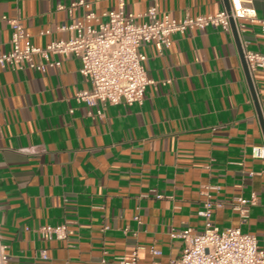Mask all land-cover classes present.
<instances>
[{"label":"crops","instance_id":"obj_1","mask_svg":"<svg viewBox=\"0 0 264 264\" xmlns=\"http://www.w3.org/2000/svg\"><path fill=\"white\" fill-rule=\"evenodd\" d=\"M72 1L0 0V52L12 48L3 16L18 18L36 46L70 38L60 28L86 12H70ZM246 1L264 20V0ZM151 6L178 21L226 8L224 0H126L127 12ZM93 7L101 14L116 1ZM240 21L242 47L264 53L261 24ZM140 49L155 83L143 104L108 105L102 116L75 98L91 84L74 55L57 56L61 65L45 72L0 66V233L9 264H123L134 252L136 264H169L184 246L172 234L203 230L208 191L221 204L215 223L256 235L264 250V158L253 156L264 131L233 32L192 30L162 51ZM251 75L264 118V69ZM252 193L258 202L242 223L233 201ZM59 224L65 239L42 233Z\"/></svg>","mask_w":264,"mask_h":264},{"label":"built area","instance_id":"obj_2","mask_svg":"<svg viewBox=\"0 0 264 264\" xmlns=\"http://www.w3.org/2000/svg\"><path fill=\"white\" fill-rule=\"evenodd\" d=\"M100 1L103 0H94ZM115 1V8L101 14L95 12L91 0L72 1L67 6L70 12L78 7L86 10L81 20L60 28L73 32V35L68 39H52L44 47L32 43L30 34L18 18L3 16L12 29V48L0 52V66L45 72L48 68L61 65L57 56L74 55L81 60L80 71L91 84L90 88L79 90L75 98L89 106H99L98 115L102 116L108 105L143 104L147 87L155 83L147 74L144 65L146 55L140 49L142 45L153 43L162 51L172 45L175 34L203 31L210 27L232 32V20L240 35L245 30V24L240 21L242 19L258 21L264 33V20L258 17L256 8L246 0H229V10L224 8L214 14L187 16L181 21L168 13L159 12L155 6L144 13L127 12L126 0ZM45 33L50 34L51 30ZM243 50L250 72L264 69V53ZM253 156L264 158V146H254ZM211 188L219 189L218 186ZM257 202L256 193L249 198L237 197L233 201V208L239 212L242 223L249 218L251 208ZM219 207L221 204L212 199L211 192H206V199L199 211L204 219L203 230L187 227L173 233V236L182 238L184 246L181 255L169 264H264V250L260 248L256 235L242 231L241 227L221 229L215 223L213 214ZM42 233L49 239L62 240L67 237V226L47 225ZM8 249L9 245L3 242L0 233V264H9L11 254ZM153 252L157 253L156 250ZM41 255L48 257L45 251ZM121 262L136 264L137 252H134L131 260L122 258Z\"/></svg>","mask_w":264,"mask_h":264},{"label":"water","instance_id":"obj_3","mask_svg":"<svg viewBox=\"0 0 264 264\" xmlns=\"http://www.w3.org/2000/svg\"><path fill=\"white\" fill-rule=\"evenodd\" d=\"M224 1H225L226 9L229 10L230 9L229 0H224ZM231 26H232V32L234 34L236 43H237L238 48H239V52H240V55H241V58H242V62H243L244 70H245V73H246V77L248 79L249 86H250L251 92H252V96L254 98V101H255V104H256V108H257V112H258V115H259V118H260V121H261V124H262V127H263V131H264V118H263L262 110H261V107H260V104H259V101H258V97H257L256 91H255V88H254V84H253V80H252V75H251V72H250V70L248 68L247 61L245 59L244 50H243V47H242V44H241V41H240L239 34L237 32L234 20L231 21Z\"/></svg>","mask_w":264,"mask_h":264}]
</instances>
